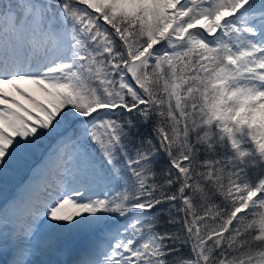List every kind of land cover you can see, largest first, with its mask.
I'll return each instance as SVG.
<instances>
[{
    "label": "snow or ice",
    "instance_id": "1",
    "mask_svg": "<svg viewBox=\"0 0 264 264\" xmlns=\"http://www.w3.org/2000/svg\"><path fill=\"white\" fill-rule=\"evenodd\" d=\"M0 264H264V0H0Z\"/></svg>",
    "mask_w": 264,
    "mask_h": 264
}]
</instances>
